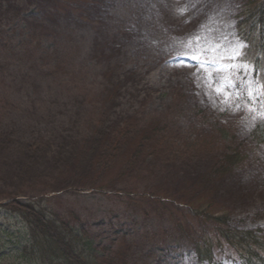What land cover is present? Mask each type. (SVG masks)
<instances>
[{
    "label": "rangeland",
    "instance_id": "rangeland-1",
    "mask_svg": "<svg viewBox=\"0 0 264 264\" xmlns=\"http://www.w3.org/2000/svg\"><path fill=\"white\" fill-rule=\"evenodd\" d=\"M247 1L0 0V264H47L13 199L101 264L264 263V0ZM181 41L215 51L200 67Z\"/></svg>",
    "mask_w": 264,
    "mask_h": 264
},
{
    "label": "trees",
    "instance_id": "trees-1",
    "mask_svg": "<svg viewBox=\"0 0 264 264\" xmlns=\"http://www.w3.org/2000/svg\"><path fill=\"white\" fill-rule=\"evenodd\" d=\"M245 11L247 18H251L252 15L248 14V9ZM256 14V20L252 24L255 29L261 30L262 28L261 31L264 32V8L258 9ZM238 22L240 24L243 21L239 19ZM3 207L18 215L27 225L28 232L36 236L31 235L32 250L41 252V256L38 255V257L39 259H46L47 264H53L54 258H59L57 264H101L89 253V248L83 246L84 243L75 241L80 238L73 234L67 223L59 220L41 203L20 202L13 199L4 204ZM203 217L208 218L210 216L204 212ZM220 218L222 217L215 219L219 220ZM23 250L25 249L23 248Z\"/></svg>",
    "mask_w": 264,
    "mask_h": 264
},
{
    "label": "snow or ice",
    "instance_id": "snow-or-ice-1",
    "mask_svg": "<svg viewBox=\"0 0 264 264\" xmlns=\"http://www.w3.org/2000/svg\"><path fill=\"white\" fill-rule=\"evenodd\" d=\"M186 9H181V14L183 13V11H185ZM199 39V38H197ZM216 47H219L218 45ZM240 47L242 48L243 45H240ZM206 51H215V48H210V49H204L201 48L198 51L194 48L191 47V42H180V48L177 50L176 55L178 57H185V56H191V59L196 61L198 65H200V67H204L205 62L201 59L202 56H204L206 54ZM240 55L239 51H237L235 53V55L232 58H236ZM195 75V74H194ZM227 86H234L231 84V82L229 83V85ZM226 87L225 85H221L220 87H217L215 90L217 92V94H220L223 90V88ZM252 92H249V96L252 97ZM251 110V109H250Z\"/></svg>",
    "mask_w": 264,
    "mask_h": 264
}]
</instances>
